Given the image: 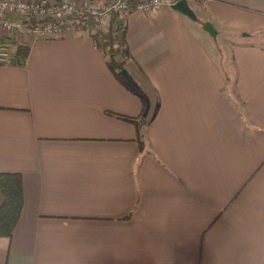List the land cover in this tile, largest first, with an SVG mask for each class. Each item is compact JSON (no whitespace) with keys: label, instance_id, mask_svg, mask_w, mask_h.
I'll return each instance as SVG.
<instances>
[{"label":"crops","instance_id":"0c3cea01","mask_svg":"<svg viewBox=\"0 0 264 264\" xmlns=\"http://www.w3.org/2000/svg\"><path fill=\"white\" fill-rule=\"evenodd\" d=\"M187 1L196 20L127 17L145 110L89 33L22 37L25 67L0 64V173L24 194L0 264H264V0ZM143 112L149 153L109 115Z\"/></svg>","mask_w":264,"mask_h":264},{"label":"built area","instance_id":"2783aa9c","mask_svg":"<svg viewBox=\"0 0 264 264\" xmlns=\"http://www.w3.org/2000/svg\"><path fill=\"white\" fill-rule=\"evenodd\" d=\"M52 3L51 0H0V64L9 63L13 56V43L22 37L36 40H58L67 32H91L93 23L102 26L108 21L110 9L101 12L98 4ZM174 0H151L138 9L149 11L162 6L172 7ZM113 10L127 17L130 10L118 1ZM21 44V43H20Z\"/></svg>","mask_w":264,"mask_h":264},{"label":"trees","instance_id":"16d2710c","mask_svg":"<svg viewBox=\"0 0 264 264\" xmlns=\"http://www.w3.org/2000/svg\"><path fill=\"white\" fill-rule=\"evenodd\" d=\"M87 3H104L106 0H85ZM127 5L130 13H133L141 5L140 0H120ZM179 2L181 0H174ZM118 13L111 14L109 29L99 31L92 36L94 44L105 57L107 67L113 76L127 89L132 91L142 102L146 109V99L135 89L134 84L128 83L120 72L126 69L127 62L132 58L127 43V25L118 21ZM14 54L9 64L17 67H25L30 48L27 45L13 43ZM135 127L136 142L141 152H148L146 139L142 132L144 112L138 117L119 116L109 114ZM24 205L23 179L18 173H0V237L11 238L20 219Z\"/></svg>","mask_w":264,"mask_h":264},{"label":"rangeland","instance_id":"374dc122","mask_svg":"<svg viewBox=\"0 0 264 264\" xmlns=\"http://www.w3.org/2000/svg\"><path fill=\"white\" fill-rule=\"evenodd\" d=\"M80 1H85V0H80ZM80 1L74 3L72 2L73 4H79L81 3ZM120 1V0H106L104 3H94V4H98L99 8L101 9V12H105L107 9H110L109 11V18H108V21H106V23L102 26L101 24H96L95 22L93 23V27L91 28V32H88L91 36H93L94 34H96L97 32L99 31H104L106 32L109 27H110V24H111V14L113 12H117L119 17H118V21L120 22H123V23H126V20H127V17H124V18H121L120 16V12L118 11H115L113 10L115 4ZM52 3L56 2V3H62V2H66V3H71L69 1H63V0H51ZM86 2V1H85ZM251 40V39H250ZM255 41L257 44H262L264 45V35L258 37L257 39L253 40ZM208 45L210 47V51L214 54V56L217 58L221 57L222 59V67L224 69L225 72H235V67H234V64L232 62V59H231V55H230V45L228 47H226L225 45L221 44L222 43V40L219 38V39H211L210 37H208ZM221 44V45H220ZM218 45H220V48L219 50L218 49ZM223 46V47H222ZM218 52V54H217ZM13 54H14V51H13Z\"/></svg>","mask_w":264,"mask_h":264},{"label":"water","instance_id":"95a60500","mask_svg":"<svg viewBox=\"0 0 264 264\" xmlns=\"http://www.w3.org/2000/svg\"><path fill=\"white\" fill-rule=\"evenodd\" d=\"M172 7L174 10L178 11L179 13L183 14L184 16H186L192 20L197 19L195 12L191 9L187 0H181L177 3H175ZM204 30L206 32H208L212 37H214V38L217 37V32L215 31V29L211 23H209V22L205 23L204 24ZM120 75L123 76L124 79L128 83L133 84V81L130 78L129 73L127 72L126 69L122 70L120 72Z\"/></svg>","mask_w":264,"mask_h":264}]
</instances>
